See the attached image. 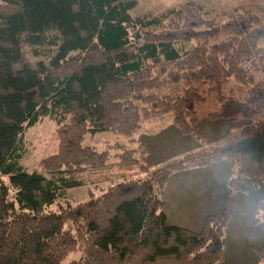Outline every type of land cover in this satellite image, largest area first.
<instances>
[{
	"label": "trees",
	"instance_id": "obj_1",
	"mask_svg": "<svg viewBox=\"0 0 264 264\" xmlns=\"http://www.w3.org/2000/svg\"><path fill=\"white\" fill-rule=\"evenodd\" d=\"M136 5L0 0V264H220L229 212L209 215L200 231L170 223L169 177L228 161L236 168L230 195L264 188V80H256L264 14L213 15L187 2L132 16ZM232 79L254 85L226 95ZM209 92L219 105L207 119L232 123L226 143L146 165L147 147L131 146L144 122L172 114L179 132L193 135ZM48 117L58 151L28 169L27 133ZM238 120L246 124L234 132ZM104 132L126 140L104 150L84 144ZM80 187L90 199L73 205ZM259 210L257 221L264 200ZM256 251L264 264V246Z\"/></svg>",
	"mask_w": 264,
	"mask_h": 264
},
{
	"label": "crops",
	"instance_id": "obj_2",
	"mask_svg": "<svg viewBox=\"0 0 264 264\" xmlns=\"http://www.w3.org/2000/svg\"><path fill=\"white\" fill-rule=\"evenodd\" d=\"M162 118L165 116L144 122L146 127L141 128L140 132L142 133L140 139L137 140L149 151V163L147 164L149 167L157 165L166 152L179 153L183 150L184 152L179 154H189L197 148L199 150L200 144L196 142V136L202 135L198 132L202 131L201 133L215 139L222 136H215L220 132L222 126L225 127L224 135L228 134L232 127V123L228 120L207 119L208 121H205L203 119L194 127L193 135H183L175 126L174 120L171 119H169L167 130L160 131L162 122L155 120ZM149 125L150 127H148ZM168 130L173 131V136L168 135ZM214 139L208 141L211 142ZM177 146L179 147L178 151L176 150ZM234 173L235 168L228 161L173 173L169 177L162 195L164 211L170 223L200 231L209 215L220 216L227 210L229 212L227 227L232 222L243 224L240 230H247L248 233L241 234L239 236L241 240L235 239L231 243L226 241L225 260L220 264H261L256 250L264 245V239H261L263 244H256L255 239L258 238L252 235H260V233L252 231L260 225V222L257 221L260 201L254 188H251L248 193L229 194V181ZM258 189L259 194L264 198V189L260 187ZM237 214H240L237 218L241 223L235 218Z\"/></svg>",
	"mask_w": 264,
	"mask_h": 264
},
{
	"label": "rangeland",
	"instance_id": "obj_3",
	"mask_svg": "<svg viewBox=\"0 0 264 264\" xmlns=\"http://www.w3.org/2000/svg\"><path fill=\"white\" fill-rule=\"evenodd\" d=\"M187 2H194L197 4H201L205 7V9L211 11L213 15H218L219 13L223 11H231L235 8H240V7L249 8L257 12L260 11L264 14V0H137L136 7L133 8L130 11V13L132 16H142V15H148V14L158 15L171 8H174L178 5H182ZM257 79L264 80V74L262 73L258 74L256 80ZM253 85H254V82L243 84V83L236 82L234 79H232L224 86L223 92L224 94L228 95L230 91L234 90L235 93L238 94L245 90L250 89ZM218 105H219V101L215 93H212V92L207 93L206 101L199 103L197 106V111H198V114L201 120L204 119L205 121H208L207 120L208 113L214 111ZM164 116L165 118L155 120V121L162 122V125L160 126V131L167 130L169 119L173 120L172 114H167ZM245 124L246 122L244 121L242 122L238 120L236 124H234L236 126V129L234 130V132H238L239 128L241 126H244ZM144 127H146V125H144L143 128ZM148 127H150V125ZM57 130H58V125L56 124V122L50 117H48L28 131L27 139L30 143V148H29V154L23 162L25 167H27L28 169H33L39 165L42 159L52 154H55L58 151L59 140H58ZM140 131L141 130H139L138 133L134 135V138L136 140L140 139V135L142 133ZM168 131H169L168 135L173 136L172 134L173 131L172 130H168ZM201 132H198V134H201L202 136L200 137L196 136V140H197L196 142L200 144V148L202 146L223 145L226 143L227 137L230 134L227 132L228 134L224 135L225 134L224 126H222V129H220V132H218L215 135V136L217 135H222V136L216 137L215 139ZM203 132H206V131H203ZM212 139L214 140L211 142L208 141ZM125 140L126 139L119 134H115L113 132H104V133H98L95 135L86 136L84 140V144L94 146L98 150H104V149L109 148L108 147L109 145L115 144L116 142H125ZM133 144L134 145H131V146L137 147L138 141H134ZM110 149L112 153H115V150L113 148H110ZM176 150L177 151L179 150L178 146ZM197 150L198 148L192 152H195ZM164 152L166 151L164 150ZM172 152H166V154L163 157H161L162 160H159L157 165L151 168L156 169L158 167L164 166L165 164H167L168 162L172 160H178V159L183 158L185 155H187V153L179 154L181 152H184L183 150L179 153L177 152L172 153ZM143 155L144 153H142L141 151L137 152L138 159L141 160ZM148 159H149V155L147 154L145 156V159L142 161L145 162L147 165L149 163ZM231 178H233V176ZM248 184L251 185L250 183ZM92 189L95 195H99L101 193L99 189H95V188H92ZM255 190L257 192L256 195L258 197V200L263 201L264 198L259 194L258 192L259 189L256 188ZM71 193H72L71 202L73 205H76L80 202H86L90 199L89 187L76 188V189L71 190ZM239 215L240 214H237L235 218L237 219V221H239V223H241V221L237 218ZM257 215H258V218H261L262 211L257 210ZM259 222H260V225H258V227L254 228L252 231L253 232L256 231V233H260V235L259 234H252V235L255 238H258V239H255L256 244H263V241H261V239H264V234H262L264 232V220H261ZM242 225L243 224L239 225L233 222L230 223V225L226 228L227 243H231V241H234L235 239L241 240L239 236L241 234L246 235L248 233L247 230H240ZM263 246L264 245H262V247ZM226 252H227V249H226ZM70 258L71 256H69L66 261L68 262Z\"/></svg>",
	"mask_w": 264,
	"mask_h": 264
}]
</instances>
